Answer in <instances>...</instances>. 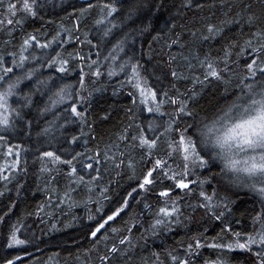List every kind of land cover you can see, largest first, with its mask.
I'll use <instances>...</instances> for the list:
<instances>
[{
    "label": "trees",
    "instance_id": "trees-1",
    "mask_svg": "<svg viewBox=\"0 0 264 264\" xmlns=\"http://www.w3.org/2000/svg\"><path fill=\"white\" fill-rule=\"evenodd\" d=\"M11 2L20 4L23 0ZM89 3L94 7L81 14L79 10L87 8ZM106 4H112L116 12L98 25L95 21L107 16ZM132 5L137 6V11L126 19ZM34 11V16L17 11L15 17H11L5 8H0V20L4 21L0 25V57L4 58L5 67H13V73L0 80V89L13 76L37 68V79L52 74L63 77L57 87L70 85L73 100H66L50 112L40 113L36 109L43 107L47 96L36 93L34 103L22 111L24 120L17 118L14 128L0 130V137H3L0 140V166H9L3 169L5 179H0V264H7L8 260L13 264H179L180 259H186L188 264H211L218 259L226 260L227 264H256L258 258L253 253L258 246H253L251 252L209 246L233 241V232L255 234L260 222L254 223L253 218L261 212V197L250 188L234 185L230 178L217 175L221 165L199 146L195 127L201 117L212 116L241 91V77L244 83L260 82L259 66L257 76L248 77L245 64L251 62L250 49L237 57L240 50L237 46L230 56L231 70L221 71L222 79L208 77L204 81V68L195 56L202 59L206 52L212 57L222 56L223 47L231 41L242 45L251 39V33L264 24L250 27L245 21L249 13L264 17V0H36ZM10 18L13 19L11 26L7 24ZM228 20L232 23L223 25L220 36L203 42L198 39L207 23L220 25ZM105 28L112 29V33L102 40ZM193 31L197 32V38L192 37ZM57 32L67 41L63 47L56 44L48 49L29 47L25 52L29 60L24 67L13 66L11 54L14 53L19 60L20 47L28 35H36L41 43H46ZM125 33L128 35L124 51L112 52L117 55L118 62L106 61L112 44ZM177 35L180 36L179 43L169 47ZM181 44L185 46L181 47ZM56 52L61 53L60 59L69 61L66 73L56 72L59 65L39 67ZM258 55L264 62V53ZM32 56L36 60H32ZM173 56L174 61L171 60ZM184 56L189 60L185 61ZM129 57L139 65L140 75L148 81L149 87L161 94L166 91L169 97L177 99L175 105L168 102L162 106L161 111L166 113L163 117L144 110L138 91L126 82L131 69L128 68L127 72L118 70L119 62ZM92 61L99 63L92 65ZM110 67L117 69L111 77L108 75ZM218 67L223 70L224 64L220 63ZM173 69L178 73L175 79L171 76ZM97 71L100 75L94 76ZM81 73L84 74L83 88ZM32 83L35 81L22 82L19 91H28ZM76 90H80L83 97L77 108L84 114V119L75 118L65 123V114L70 115L71 104L76 100ZM180 101H184L185 112L191 115H177ZM21 103L23 101L17 96L9 98L13 108ZM57 112L60 118L56 120L55 130L43 134L42 129ZM173 118L174 130L167 137L161 136L149 158L147 149L142 150L138 141L133 142L132 136H138L141 127L147 129L149 121L158 132H163ZM178 130H185L193 138L198 145L197 151L209 163L201 168L198 163L192 166L189 162V175L176 176L175 179H199L204 183L190 185L191 191L178 189L175 179H168L157 171L153 185L146 190L139 189L140 181L157 157L164 159L169 176L183 171L181 154L167 155V139L178 140ZM125 135L126 139H120ZM73 136L77 140L69 144ZM46 151L56 153L61 161L53 163L51 157H42ZM77 153L82 155L76 156ZM105 153L109 160H105ZM73 157L76 159L71 166L62 162ZM95 157H98L99 164L95 159H88ZM121 159L124 164L116 167ZM129 159L134 162L132 168L128 167ZM12 163H16V167L9 170ZM87 163L94 167L86 168ZM71 167L77 169L75 175H69ZM81 176L83 182L77 183ZM92 177L97 178L93 180ZM165 188L172 189L169 196L159 197V192ZM133 189L136 191L132 192ZM250 190L252 195L248 194ZM201 191L213 197L211 211L198 207L205 202L199 195ZM130 192L131 196L128 195ZM125 197L128 198L126 208L108 221L97 237H92L91 231L119 208ZM176 198H179L181 214L172 219L178 222L171 223L166 230L157 229L153 235L150 225L156 211L166 200L170 206ZM98 208L102 210L98 211ZM217 216L221 219H216ZM225 225L231 231H227ZM13 228L17 237L26 243L8 246ZM125 235L130 236L131 242L120 245L119 241ZM197 239L201 243L199 249L195 248ZM189 244L193 245L190 255ZM113 245L118 251L109 254L107 249ZM103 256H109V260L102 261ZM170 256H176L178 260L173 262ZM16 257L19 259H14Z\"/></svg>",
    "mask_w": 264,
    "mask_h": 264
},
{
    "label": "snow or ice",
    "instance_id": "snow-or-ice-1",
    "mask_svg": "<svg viewBox=\"0 0 264 264\" xmlns=\"http://www.w3.org/2000/svg\"><path fill=\"white\" fill-rule=\"evenodd\" d=\"M6 6V7H5ZM36 6V0H23L22 3L16 4L12 3L11 0H0V8H5L6 12L11 16L15 17L17 14V11H23L26 14L29 15H36V12L34 11ZM94 7L91 3L88 4L87 8H81L79 11L81 14L86 12L88 9H91ZM197 7H202L201 5H197ZM248 6L246 5L245 8ZM104 8L107 10V16H102L100 19L96 20V24H103L107 17L112 16L114 12H116V8L112 4H106L104 5ZM137 11V6L132 5L128 9V15L125 17L126 19H130L133 14H135ZM227 15V13H225ZM111 23V21H108ZM246 24L250 27H258V25L264 24V17H257L253 13H249L246 18ZM4 21L0 20V25H3ZM16 23H20V21H16ZM232 23V21H222L220 25L213 24L211 22L207 23L204 29V32L199 35L198 39L200 41H208L209 39H214L218 36H220L224 31V24ZM7 24L11 26L13 24V19H8ZM115 27V25H113ZM112 33V29L105 28L104 32L102 34L101 39L103 40L104 37L110 36ZM127 33L124 34V36L119 37L115 40V43L112 44L111 49L109 50V56L105 57V60L118 62L117 61V55H113L112 52L115 51L117 54L124 51ZM193 38H197V32L193 31L191 33ZM85 36H87V33H85ZM252 38L245 40L242 45H238L237 41L233 40L229 44H226L223 47V55L212 57L209 53H205L203 58L201 59L199 55H196L195 58L198 60L199 64L204 68L205 71V77L204 81L208 79V77H213L216 79H222L221 77V71L228 72L231 69L229 68L230 64V56L232 54V49L239 46V52L236 53L237 57L242 56L245 54L246 49H250L249 59L251 62L245 64L246 69V75L248 77H256L258 74V66H259V76L261 77V82H264V62H262L259 59L260 53H264V43H255L254 41H264V27H258L257 31H254L251 33ZM180 36L177 35V38L175 40H172L169 44V47L172 45H175L179 43ZM67 41L64 40L60 36V33L57 32L55 36L52 37L51 40H48L46 43H41L36 35H28L24 40L20 47V55L19 60L15 58V54H11L13 56L12 64L16 68H23L25 65V62L29 60V56L25 55V52L28 51L29 47L32 48H39V49H48L51 48L54 44H56L57 47H63V44ZM83 43V41H81ZM89 44H91V41H88ZM93 47H97V45H92ZM181 47H184V44L180 45ZM55 51V49H53ZM46 55H48L46 53ZM99 55V53L97 54ZM61 53L56 52L55 56H52L51 59L47 60L46 64H40L39 67H53L56 65H59L56 68L57 73H66L69 61L67 59H60ZM32 60H36L35 56L31 57ZM81 59H83L81 57ZM183 59L185 61L189 60L188 56H184ZM171 60H175V56L171 57ZM99 61H92V65H98ZM220 63L224 64V69H219L218 65ZM91 66V65H90ZM189 67H191V64H189ZM130 68L131 72L130 74L126 75V82L128 84H131L134 89H136L139 93L140 103L144 106V110L148 113H157L161 117L166 115V113H163L161 111V108L163 105H165L168 102H171L173 105L177 103V99H174L172 97L168 96V93L165 91L164 93H159L157 89H154L153 87L148 86V81L143 78L140 75L139 72V65L137 63L132 62V57H129L128 59L124 60L123 62H119V71L120 72H127V69ZM117 72V69L110 67V70L108 72V75L111 77L115 75ZM13 73V67H5V61L3 57H0V80H4L8 74ZM37 75H39L37 68H29L27 72H24L20 75H15L12 78L7 80L6 86H4L2 89H0V130H8L10 128L15 127V120L18 118L19 120L23 121L24 116L22 114L23 109L29 108L33 103V96L36 93H40L42 95H46L47 99L44 102L43 107H37V111L40 113H46L52 111L53 108H55L58 105L63 104L66 100H73V95L69 91L70 85L62 84L59 87H57V82L61 80L63 77L57 74H52L40 79H37ZM94 76H99L100 72H94ZM177 71L173 69L171 71V76L173 79L177 78ZM34 80L35 83L31 84V87L28 91H24L21 93L19 91L20 86L22 82L24 81H32ZM204 81L194 80V82L204 83ZM241 83L243 84L244 88L250 89L252 87L251 84L244 83V78L241 77ZM80 84L81 88H83L84 85V74L81 73L80 77ZM195 94V93H194ZM12 96H17L23 103L18 105L16 108H13L9 104V98ZM83 100V97L80 96V90H76V100L71 104L70 109V115L66 112V119L65 123H68L69 120H74L75 118H80L81 120L84 119V114L78 111L77 104ZM135 103V101H134ZM177 115H191V113L185 112V103L184 101H180L179 108L176 109ZM60 118V113L57 112L55 118L52 121L47 122V127L42 129V133L47 135L51 132H53L54 125L56 124V120ZM30 125V121L28 122ZM175 124V119L173 118L170 122L166 124L164 127L163 132H158L153 127V122H148L147 129L140 128L139 134L133 135L132 140L133 142L138 141V146L143 150L147 149V156L149 158L152 157L153 151L157 148L158 144L160 143L161 136H168V134L173 131V125ZM61 128H63V125H60ZM139 127V126H138ZM180 131L179 139L178 140H172L170 137L167 139V155L168 157H172L176 153H180L183 160H184V168L183 171L180 173L174 172L171 176L168 175L169 168L165 167V161L162 158L157 157L153 163V166L147 170V172L144 174L143 179L140 181L138 187L141 190H146L149 186L153 185L154 183V175L155 172L161 171L164 176H166L168 179H175L176 176H183L187 177L190 173V164L191 162L192 166H195L197 163L201 168L205 167L207 163H209L208 160L205 159L203 155L199 151H197L198 145L193 142V138L191 136H188L185 130H178ZM127 133V130H125ZM3 137H0V140H2ZM67 139V137L65 138ZM120 139L124 140L126 139L125 136H121ZM77 140L76 136H73L71 140L68 141L69 144L74 143ZM200 146V145H199ZM9 155L11 154V150H9ZM42 157H51L53 163L57 161H61V157L59 155H56V153L52 151H46L43 152ZM82 155L81 153H77L76 156ZM120 156L123 157L124 153L121 152ZM105 160H109L110 157L107 153L104 155ZM76 157H73L72 160H65L62 161L65 164L72 165L73 160H75ZM88 159H95V163L99 164L100 161L98 157L95 158H88ZM114 159V157L112 158ZM133 161L129 159L128 161V167H133ZM235 163V162H234ZM124 164V160L121 159L119 164H116V167H121ZM4 167H9L8 165L0 166V179H5V177L2 175ZM16 167V163H12L9 170ZM86 168H93L94 165L92 163L85 164ZM257 170H259V175L261 177H264V156L261 157V163H256L255 158L253 157L252 163L249 164L247 167L243 169L244 172L249 173L250 176H254L257 173ZM98 171V170H97ZM77 172V169L75 167H71L69 175H75ZM217 175H223L226 177V174L224 173L223 169L220 170V173ZM97 177H92L93 180H95ZM83 176L79 177V179L76 181L77 183L83 182ZM195 183H200L201 185L204 183L203 180H197L192 181L190 179H175V185L178 189H184L191 191L190 185H194ZM230 183L238 186H243L246 188H250L251 190L258 192V194L261 197V212H258L256 216L253 218V222H260V228L257 230L255 234L250 233H241V232H233V241L227 242V243H221V244H214L209 245L210 247H214L217 249H241L245 251H252L253 246H258L257 251L253 253L255 257H257L256 264H264V179H259L256 182H253L251 184H245L240 181L238 177H233L230 180ZM136 189H133L132 192H135ZM172 191L171 188H165L162 191L159 192V197H168L170 192ZM132 192H130L128 195L131 196ZM200 197L205 201L204 203H201L198 205V207L205 208L209 211L212 210L213 204L212 200L213 197L208 196L205 192L201 191L199 193ZM227 200V198H224ZM128 204V198H124V203L117 208L114 212L111 213V215L107 216L106 220L103 223H100L97 225V227L91 231L92 237H97L98 233L105 227V224L108 221H112L114 217H116L122 209L126 208ZM226 206V205H225ZM147 208L148 205H145ZM98 211H101V208L97 209ZM181 214V209L179 205V198L173 199L170 203L166 200L164 203V206H161L158 208V210L155 213V218L152 221V224L150 225V230L152 231L153 235L156 234V230L160 228H164L165 230L169 227L171 223L178 222V220H173V217H178ZM223 215V213L221 214ZM89 219H92L91 216H89ZM216 219H221V216H217ZM135 223V221H133ZM225 229L227 231H231L230 227L228 225H225ZM115 231V229H113ZM129 233L132 231L131 226L128 228ZM27 241L19 239L16 235V229L13 228L11 236H9V242L8 246L11 247L13 245H20L24 244ZM130 236L125 235L123 239L119 241L120 245H124L126 243H130ZM201 247V243L199 239L195 242V248L199 249ZM188 255L191 254V251L193 249V245H188ZM109 254L116 253L118 251V248L116 245H113L111 248L107 249ZM171 260L173 262L178 260V257L176 256H170ZM14 259H19L18 257ZM102 261H108L109 256H103L101 257ZM7 264H13L12 260H8ZM179 264H188V261L186 259H180ZM211 264H227L226 260L218 259L216 261H212Z\"/></svg>",
    "mask_w": 264,
    "mask_h": 264
},
{
    "label": "clouds",
    "instance_id": "clouds-1",
    "mask_svg": "<svg viewBox=\"0 0 264 264\" xmlns=\"http://www.w3.org/2000/svg\"><path fill=\"white\" fill-rule=\"evenodd\" d=\"M251 85L212 116L201 117L195 127L199 145L221 165L226 177H238L245 184L264 179L259 170L254 176L243 171L253 157L261 163L264 156V82Z\"/></svg>",
    "mask_w": 264,
    "mask_h": 264
},
{
    "label": "bare ground",
    "instance_id": "bare-ground-1",
    "mask_svg": "<svg viewBox=\"0 0 264 264\" xmlns=\"http://www.w3.org/2000/svg\"><path fill=\"white\" fill-rule=\"evenodd\" d=\"M243 188H245V187H243ZM248 189H246V191H247ZM252 193V191L250 190V191H248V194H251ZM252 195V194H251Z\"/></svg>",
    "mask_w": 264,
    "mask_h": 264
},
{
    "label": "water",
    "instance_id": "water-1",
    "mask_svg": "<svg viewBox=\"0 0 264 264\" xmlns=\"http://www.w3.org/2000/svg\"><path fill=\"white\" fill-rule=\"evenodd\" d=\"M82 1H88V0H82Z\"/></svg>",
    "mask_w": 264,
    "mask_h": 264
}]
</instances>
